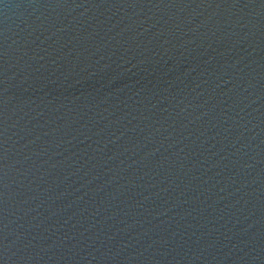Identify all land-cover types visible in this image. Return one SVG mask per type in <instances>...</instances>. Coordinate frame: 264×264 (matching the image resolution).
Wrapping results in <instances>:
<instances>
[{
    "label": "water",
    "instance_id": "water-1",
    "mask_svg": "<svg viewBox=\"0 0 264 264\" xmlns=\"http://www.w3.org/2000/svg\"><path fill=\"white\" fill-rule=\"evenodd\" d=\"M0 264H264V0H0Z\"/></svg>",
    "mask_w": 264,
    "mask_h": 264
}]
</instances>
